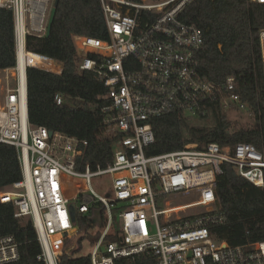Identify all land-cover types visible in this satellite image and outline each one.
<instances>
[{"label": "built area", "instance_id": "obj_1", "mask_svg": "<svg viewBox=\"0 0 264 264\" xmlns=\"http://www.w3.org/2000/svg\"><path fill=\"white\" fill-rule=\"evenodd\" d=\"M100 1L107 37L76 35L74 43L79 69L94 73L107 88L108 101L100 116L104 136L114 141V157L106 167L87 165L79 171L78 157L88 140L32 124L28 113V69L63 71V64L49 56L37 53L39 60H32L27 48L29 35L47 36L55 0H0V7L14 15L16 53L13 66L0 68V143L17 148L22 168L20 180L0 189V202L12 203L17 218L33 221L41 246L38 259L44 264H60L68 252L89 255L92 264H118L119 259L145 264H264V240L231 245L213 230L227 222L216 196L224 165L232 164L238 174L264 187L263 151L240 141L208 142L201 148L189 143L172 152L146 153L156 142L152 121L166 114L215 121L219 111L227 116L246 112L256 120L237 92L235 76L216 82L201 73L203 33L180 16L191 0ZM258 50L264 63V28ZM55 101L62 104L65 97L57 93ZM101 175L110 176L105 193L93 187L94 177ZM175 194L191 199L172 204L167 196ZM100 207L104 227L97 216L87 222L80 219ZM116 222L120 229L114 232ZM111 234L118 238L107 240ZM85 248L89 252L83 254ZM19 257L15 236L0 235V264Z\"/></svg>", "mask_w": 264, "mask_h": 264}, {"label": "trees", "instance_id": "obj_2", "mask_svg": "<svg viewBox=\"0 0 264 264\" xmlns=\"http://www.w3.org/2000/svg\"><path fill=\"white\" fill-rule=\"evenodd\" d=\"M180 16L203 33L204 48L199 54L201 73L216 82L235 76L237 92L255 113L256 120L252 125H239L219 111L212 124L190 125L183 113L166 114L152 121L156 142L146 149L147 155L180 150L189 143H198L201 148L208 142L234 145L240 141L252 142L264 153V63L258 50L259 33L264 28V3L191 0ZM107 34L100 0H59L49 34L45 37L29 35L27 39L29 51L63 64L61 74L36 67L28 69L29 120L52 131L88 140L84 154L78 157L79 171H84L87 165L92 169L98 165L106 167L114 157V141L104 136L100 116L101 106L108 101L107 88L94 73L79 69L80 57L74 36L106 38ZM15 62L14 15L12 10L0 7V68L13 66ZM57 93L65 97L64 103L55 101ZM21 177L17 148L0 143V189ZM216 196L219 211L227 216L225 224L213 229L220 238L231 245L264 240V187L238 174L232 164H225L217 179ZM15 210L12 203L0 202V235H13L20 243L19 259L8 264H44L38 259L41 246L33 221L17 218ZM98 213L102 228L105 225L103 207L92 208L80 219L87 222ZM119 229L116 222L113 231ZM100 234L101 229L92 234V241ZM115 237L111 234L107 240ZM117 262L145 264L140 260L128 263L119 259ZM60 264L92 263L89 255L68 252L61 256Z\"/></svg>", "mask_w": 264, "mask_h": 264}, {"label": "rangeland", "instance_id": "obj_3", "mask_svg": "<svg viewBox=\"0 0 264 264\" xmlns=\"http://www.w3.org/2000/svg\"><path fill=\"white\" fill-rule=\"evenodd\" d=\"M161 1H165V0H144L145 3H157V2H161ZM38 54L32 53L31 54V59L34 61L39 60V56H37ZM72 101V100H71ZM245 115L239 116V115H228L231 118V121H233V123H238L239 125H252L254 124V115H249L246 112H244ZM187 120L188 123L190 125H201V124H212L214 121L212 118L209 119H200L199 117L195 116V115H191L188 114L187 115ZM110 181V176L109 175H101V176H97L94 177L93 179V187L101 192V193H105L104 192V188L107 187L108 183ZM168 201H170V203L172 204H177V203H184L187 202L191 199L190 196H186L184 194H175V195H169L167 196ZM172 201V202H171ZM165 207L164 205H162V208ZM99 218V214L96 215ZM89 249L85 248L82 250V253H88Z\"/></svg>", "mask_w": 264, "mask_h": 264}, {"label": "water", "instance_id": "obj_4", "mask_svg": "<svg viewBox=\"0 0 264 264\" xmlns=\"http://www.w3.org/2000/svg\"><path fill=\"white\" fill-rule=\"evenodd\" d=\"M58 2H59V0H55V8H54V10H53V12H52V15H51V18H50L49 28H48V33H47V35H48L49 32H50V28H51V25H52V22H53V19H54V15H55V9H56V7H57V5H58ZM71 210H72V215H73V217H74V214H75V207H74V204L71 205Z\"/></svg>", "mask_w": 264, "mask_h": 264}]
</instances>
